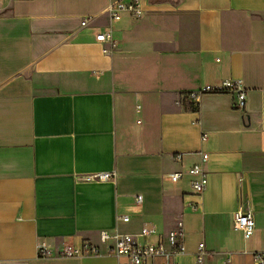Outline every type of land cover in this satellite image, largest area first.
Wrapping results in <instances>:
<instances>
[{"label":"crops","instance_id":"obj_1","mask_svg":"<svg viewBox=\"0 0 264 264\" xmlns=\"http://www.w3.org/2000/svg\"><path fill=\"white\" fill-rule=\"evenodd\" d=\"M109 2L0 0V264H117V236L149 227L154 241L177 220L175 264H197L200 243L203 264H264V0H139L140 18L114 20ZM226 79L242 108L201 91ZM203 155L197 195L186 172ZM237 209L253 214L248 238ZM67 243L98 254L59 255Z\"/></svg>","mask_w":264,"mask_h":264},{"label":"built area","instance_id":"obj_2","mask_svg":"<svg viewBox=\"0 0 264 264\" xmlns=\"http://www.w3.org/2000/svg\"><path fill=\"white\" fill-rule=\"evenodd\" d=\"M106 12L110 19H119L122 12H127L133 18L141 17V8L139 0H110ZM85 24V21H82ZM96 39L100 41L112 42V32L110 28L96 34ZM201 91L203 92H221L231 91L236 94L235 105L237 108H242L244 105V90L240 87L237 80L226 79L220 83L211 86L205 85ZM200 92H193L186 96V99L191 104H195L198 94ZM174 157L180 158V154ZM193 164L188 170L192 179L190 181L191 187L197 195H200L206 184L205 172L203 169V160ZM183 172H172L168 175L172 182L178 181ZM113 176L110 172H95L85 175L87 180H105ZM142 196L137 195L136 201L139 203ZM122 220L127 221V216H122ZM233 228L240 230L245 238H248L254 230L253 214L249 210L237 209L233 212ZM155 233L153 228L142 227L139 234H122L117 236L112 242L107 245V254L114 256L117 264H152L156 258L160 259L159 264H175L173 258L175 255L184 252L182 244L183 230L181 220L175 222V226L166 232L156 236L154 241L142 242L140 239H148ZM99 236L101 241L106 242L109 235L106 231H100ZM37 254L39 256L52 255L51 249L48 247L45 240H41L37 245ZM98 254L96 246L85 244L80 247L71 244H64L59 252V255L65 257H82L87 255ZM204 244L198 245V252L196 254L197 264H203ZM256 264H263V259L259 253L255 254Z\"/></svg>","mask_w":264,"mask_h":264}]
</instances>
